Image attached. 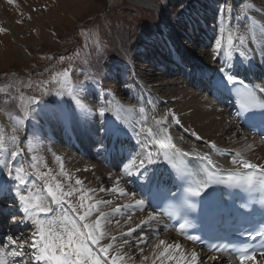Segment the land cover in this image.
<instances>
[{
  "label": "snow or ice",
  "instance_id": "6c2138e0",
  "mask_svg": "<svg viewBox=\"0 0 264 264\" xmlns=\"http://www.w3.org/2000/svg\"><path fill=\"white\" fill-rule=\"evenodd\" d=\"M11 2V0H10ZM227 0H225L226 4ZM221 4L218 7L217 16L224 17L230 13L231 9ZM239 21L237 20L236 23ZM192 36L189 41L195 39L196 25L199 20L191 18ZM231 23V21H230ZM220 21L218 35L213 37V43L206 47L211 48L213 58L219 63V57L222 53L235 58L231 63L222 64L215 71L219 74L218 78L209 76L207 73L201 74L202 80H207L209 87L217 93L228 91L234 93L239 103L238 115L247 114V120L253 127H260L264 134V77L257 78V81H249L245 84L244 80L239 79L241 74L250 73L256 66L257 58L264 63V47H260L258 52L247 43L245 34H236L235 30H229L225 37V29ZM188 25H185L187 31ZM216 29H214L215 31ZM6 31L0 28V32ZM253 32V28H249ZM95 52L98 53L97 62L103 60L107 55V48L102 46L99 41L96 42ZM52 60L53 57H46ZM60 61L65 57L61 56ZM110 59H115L111 57ZM74 69L65 68L62 72L55 73L48 81H42L36 85L40 91V96H28L24 99V94H20V106L23 108L19 119L15 121L17 126L6 130L0 126V199L12 197L18 204V211L22 214L19 223L25 228L30 227V235L17 233L6 234L0 239V264H125L126 260L132 257L127 255L126 249L147 247L152 242L150 233L159 235V226L164 222L162 216H171V213L163 209L147 212L145 218L141 219L135 226L133 223V214L136 212H146L147 207L152 206L150 201L144 198H137L138 191L152 193L154 190L159 192L166 187L164 173L160 172L159 166H165L168 178L173 177L175 170L176 179L183 181L188 186L185 189L187 196L199 197L200 202L205 206H211L216 203L217 189L215 185H226L230 188H239L250 194H258V202L264 207V164L252 163L244 159L240 153H235L230 160V164L244 171H234L222 174L217 171L211 156L204 153L202 156L193 151V154L199 160L205 161L206 165L193 173L186 171L187 165L184 157L188 153L181 152L173 142L171 130L168 127L169 120L174 125H180L181 117L172 109L160 118L153 117V126L148 124L147 118L125 123V118L121 112H132L133 109L120 108L113 111L106 103L100 106L99 115L104 117L98 123L95 121L87 122L84 129L87 135L92 139L97 150V155L110 157L118 160V170L122 169L121 176L117 178L110 188H101L100 192H111L117 199H127L129 202L118 205L111 212H105L99 205H112L111 199L98 200L88 193L95 190L88 189L87 193L83 188H76L71 183L67 186L57 177H64L71 181L72 177L65 171L61 156L52 155L60 164V171L56 174L49 169L47 172L40 171L38 158L31 156L30 167L32 172L21 164V159L25 157V143H31V139L23 127L25 121L34 118L36 109L49 111L57 119L67 120L63 106L58 102L55 108L49 109L44 103V96L68 95L74 102L80 106V93L87 94L88 89L93 83H99L93 78L92 82L84 81L79 85H72L70 77ZM112 73H109L111 76ZM62 77V79H61ZM121 83L127 84L124 81ZM11 85L0 88L7 99L8 88ZM28 89L33 88L29 79L26 84ZM142 87V86H141ZM17 92H21L19 88ZM137 104L141 101L134 97ZM151 103V102H149ZM43 105V107H41ZM139 112L143 114L145 107L141 106ZM25 132L23 137L19 134ZM192 136L197 139L201 137L195 131ZM182 140L183 137H180ZM215 148V144L210 145ZM28 152L32 149L29 147ZM51 151V149H49ZM177 157L180 159L177 160ZM131 161V163H127ZM47 167V165H44ZM87 170V169H85ZM34 177V179H30ZM199 177V178H195ZM131 181L136 185L137 190H130L121 186V181ZM36 181H40L37 184ZM83 181L75 179V185H82ZM84 193L79 197L80 204L77 206L72 202L71 197L76 192ZM87 201V203H85ZM95 216V219L91 217ZM113 217H116L113 219ZM120 217H125L124 225L126 230L118 231L113 234L109 227L112 224L121 225ZM167 228V225H164ZM186 225L179 224V231L186 235V238L193 243H200L201 236H194L185 233ZM147 230V231H145ZM242 238L239 246L232 244L231 241L213 243L210 250L214 253L229 252L235 257V264H257L256 258L261 260L259 264H264V219L253 223L250 214L237 210L236 225L234 229ZM259 243H256V241ZM166 242L160 240L155 246L159 249L165 246ZM179 243L167 244L164 250L156 255L152 264H156L159 259L161 264L164 260H175L176 264H203L200 255L193 250L190 258L183 252L179 257H174L169 253V249L180 250ZM115 253V254H113ZM165 253H169L165 257ZM148 257L145 256V260Z\"/></svg>",
  "mask_w": 264,
  "mask_h": 264
},
{
  "label": "rangeland",
  "instance_id": "374dc122",
  "mask_svg": "<svg viewBox=\"0 0 264 264\" xmlns=\"http://www.w3.org/2000/svg\"><path fill=\"white\" fill-rule=\"evenodd\" d=\"M152 1L160 8H145L137 4L135 0H11V2L10 0H0V28L6 30L0 32V88L11 85L7 95L12 97V99H7L3 93H0V112L12 127L17 126L15 121L19 119V115L23 111L20 106V94H24L25 101L28 96H40L36 85L41 84L42 81L50 80L55 73L62 72L71 66L74 69L70 77L72 85H79L86 80L92 82L93 78L95 81H99V83H93L87 94L80 93V106L68 95L43 97L44 103L49 109L57 106L53 101L62 105L67 114V120L57 119L51 112L41 111L40 108H37L34 118L25 121L23 125L31 143L22 145L26 155L21 159V164L27 171L32 172L30 164L31 156L34 155L38 158L40 171L47 172L51 169L52 173L56 174L60 171V164L49 151V149H53L56 155L61 156L65 171L72 177L71 181L64 177L57 178L66 186L71 183L76 188H83L85 193L88 189L84 184L75 185V179L79 177L74 173L75 169L65 163L62 157L63 153L81 156L82 161L85 162V168L87 164L101 166L107 172L99 171L98 176L100 177L95 174L91 175L95 185L91 189L96 190L88 194L92 195L94 199H111L113 201L112 205L105 208V212H111L114 207L125 203L122 200H114L115 195L111 192L99 191L101 188L107 189L113 186L115 180L111 182L109 180L114 175L115 179L120 177L122 169L118 170L119 161L115 165L106 164L104 156L97 155L96 147L87 135L84 125L87 122L98 123L103 120L104 117L99 115V110L100 106L106 103L113 111L120 108L133 109L132 112L120 113L125 118V123L135 122L145 117L147 120L150 117L158 118L155 109L160 106L165 108L174 101V96L170 95L169 91L163 96L156 85L162 83V85L170 87L177 80L185 79V75L190 76L191 74H188L187 70L193 71L194 66L200 65L203 69L209 65H215L216 62L211 59L212 50L206 46L213 43L212 38L218 35L220 21L223 22L222 26L225 29L226 37L227 32L232 30L230 21L240 25L236 21L238 18H241L238 21L247 18L249 11L246 5L251 2V0H227L225 4V0ZM221 4H225L226 9L230 8L231 12L218 18V7ZM254 6L255 9L251 10L252 14L260 16V19L264 21V11L257 5L254 4ZM178 16L180 19L176 20ZM192 17L199 20V24L195 26L197 29L195 36L198 34L201 36L196 37L194 44L190 45L188 37L193 35ZM248 23L250 24V22ZM185 25H188L187 31ZM250 25L264 33V23L259 26ZM214 29L216 30L214 31ZM97 41L107 48V55L99 62H97L98 53L94 50ZM194 53L206 56L202 57V65L195 64L189 67L188 63L193 58L189 56ZM61 56L65 57L64 61H60ZM46 57L54 59L49 60ZM111 57H115V59H110ZM206 57L211 58L208 60ZM234 58L235 54L230 57L226 53H222L220 62L215 65V70L222 64L231 63ZM256 67H262L259 57ZM177 70L178 72H176ZM110 72L111 76H109ZM12 74H15V80L11 83L6 82ZM218 75L217 72L213 74L217 78ZM254 75L256 74H252L251 77ZM258 76L263 77L264 75L258 74ZM29 79L33 84L32 89L26 87ZM121 81H124L127 87ZM17 88L21 92H17ZM178 88L180 92L196 90L192 89L188 82L185 86L181 85ZM200 92L205 98L213 99L219 107L225 106L217 101L216 92L215 96L208 89ZM124 94H128V96ZM134 97H138L141 103L137 104ZM141 106L145 107L143 114L139 112ZM227 113L231 116L229 111ZM149 114L151 116L148 117ZM171 124L173 140L180 143L177 125ZM25 132L19 134L23 137ZM228 132L237 135L238 138L243 136L245 140L256 139L251 135L240 134L243 131L235 126ZM219 136L224 137V135ZM256 142L258 144L257 140ZM248 143L251 142L247 141L245 144L248 145ZM183 145L188 144L183 143ZM259 146L264 149V143H259ZM29 147L32 149L31 152L27 151ZM210 150L209 155L223 163L224 160L217 157L218 148L210 147ZM255 157L258 156L255 154L244 159L254 160ZM127 163L130 164L131 161ZM45 164L47 167L44 166ZM78 173L81 172L78 170ZM30 179H34V177ZM36 183L40 184L41 182L36 181ZM121 186L124 185L121 183ZM82 194L84 193L78 191L71 197L72 202L77 206L80 204L79 197ZM11 205L12 207L7 210L8 214H11L14 219L20 220L22 214L18 211V204L13 201ZM12 217L9 218L5 229L10 226ZM91 219L94 220L95 216ZM133 219L140 218L133 216ZM28 230L29 228L20 225L16 231L20 234L22 231L28 232ZM162 232L166 233L167 231L163 230ZM162 232L161 235L160 232L159 235L150 233L153 236L150 244L159 241L163 235ZM142 248H144V254L145 247L142 246ZM133 249L137 250L134 251L133 256L130 255L134 258L138 256V253H141V248ZM136 264H140V262L138 261Z\"/></svg>",
  "mask_w": 264,
  "mask_h": 264
},
{
  "label": "bare ground",
  "instance_id": "6f19581e",
  "mask_svg": "<svg viewBox=\"0 0 264 264\" xmlns=\"http://www.w3.org/2000/svg\"><path fill=\"white\" fill-rule=\"evenodd\" d=\"M109 1H114V0H109ZM135 2L137 4H139L140 6H143L145 8H149V9L160 8L152 0H135ZM254 4L257 5V7H259L261 10L264 11V0H251V2H248V4L246 5L247 10L249 11L247 18H245L242 21H239L238 24H240V25H236L235 23H230V24H231V29L235 30L237 35L245 34L247 36V43L249 44V46L252 45V47L255 48L258 52L260 47H264V33L261 32L260 29L254 27V26H251L250 24H254V25L259 26V25L263 24L264 21L262 19H260V16L252 14V11L255 9ZM179 19H180V16H178L176 18V20H179ZM240 19L238 18V20H240ZM248 22H250V24ZM250 27L253 28V32H251V33L249 32ZM200 36L201 35L198 34L195 36V38L200 37ZM188 42H190V45H193L195 42V39L193 41L188 40ZM149 52L151 53L152 50L150 49ZM195 53L193 55L189 56L191 58L193 57L192 61L190 62L191 65L189 64V67L192 65L194 66L195 64H201L202 57L206 56L205 54L204 55H197ZM221 55H220L219 59H221ZM206 58L209 60L211 57L210 58L206 57ZM211 59L217 63V60L214 59L213 56ZM216 63H215V65H216ZM215 65H212V66L209 65L208 69L205 72H208L209 69H212V74H213L215 72V67H216ZM193 68L196 70V68H198V66H194ZM253 69L256 70L257 74L261 75V72H262V75H264V63H262L261 68L253 67ZM176 72H178V70ZM182 77H183V75H182ZM8 79L6 80L7 82H8ZM185 79L187 80V82L190 84V87L192 88V75H190V76L185 75ZM185 79L177 80V82H174V84L172 83L173 85L171 84L170 87H167L166 85H162V83H160V85H156V86H158L157 87L158 91L163 96L167 91H169L170 95L174 96L173 97L174 101L172 103H169L165 107L166 109L163 106L162 107L160 106V108L157 107L155 109V114L157 116H159L158 118H160L161 116H163L167 112L168 109L178 111L176 114L179 117H181V123H180V125H177L178 140H180V144L178 142L177 145L182 146L184 149L190 148L192 151L195 150L200 155H203L204 153L210 154L211 153L210 145L215 144L216 147L214 149L218 148V150L216 151L217 157H220V159H222L224 161L222 163V162H219V161L213 159L212 157L211 158H212L214 164H219L221 166H231V167L234 166V165L230 164V160L234 157L235 153H240L243 158L251 157V156L256 154L258 157H255L254 160H250V161L252 163H256V164H264V149L259 146V143H264V142L257 137H256V139L252 138L251 136H253V135L247 133L245 130H243L241 128V126H239V124L235 118V114H233V115L231 114V116H230L227 113V111H229V110H230L229 112H232L233 106L231 107V102H233V104H234V99L232 97H229L228 93L223 94V96H225L223 98H225V103H226L225 105L226 106L221 108L218 106V104L215 103V101L213 99L205 98V96H203V94H201L200 90H198V91L197 90H186V92H183V91L180 92L178 87H180L181 85L185 86V84L187 83ZM205 82H207V80H205ZM194 88L195 87H193L192 89H194ZM181 90H184V89H181ZM124 95L128 96V94H124ZM171 98H170V101H171ZM150 114L148 115V117L151 116ZM171 123H172L171 120H169L168 127L170 128V130L172 127ZM148 124L150 126L154 127L153 119L151 117L148 120ZM0 126H2L3 128H5L6 130H9V131L12 128V125H10L8 123V120L6 119V117L4 115L1 114V112H0ZM233 126L239 128L240 130L243 131L240 134H242L244 136L251 135L250 137L253 140L252 139L245 140L243 138V136L242 137L239 136V138H238L237 135L230 134L231 132L229 133L228 130L230 128H232ZM193 131L197 132L201 138L197 139L195 136H192ZM219 135H224V137L221 138ZM180 137H183V139L181 140ZM235 140H236V143H235ZM256 140L258 141V144H257ZM247 141H250L251 143H248V145H246L245 143ZM173 142L175 143V140H173ZM183 143H186L189 146L188 145L185 146V145H183ZM221 146L224 148H222ZM51 152L53 153L54 150L52 149ZM63 154H64V156L62 155V157L64 158L65 163L69 167L72 166L75 169L74 173L78 175L77 177H79V179L81 181H83V184L85 185V187L87 189H91L92 186L94 185V181L92 180L91 175L94 176V174H95V176H98L99 171H102V170L107 172L106 169L102 168L101 166H98L97 164L96 165L87 164V167L85 168V165H84L85 162H83L81 156H78L77 154H65V153H63ZM226 161H227V163H225ZM85 169H87V170H85ZM78 170L81 173H78ZM75 174H74V176H76ZM98 177H100V176H98ZM117 178H119V176ZM116 179H115V175H114V177L111 178L109 181L111 182V181H114ZM121 183L126 188H128L130 190H137L136 185L134 183H132L131 181H128L127 183H125V181L123 182V180H122ZM95 195H96V192H95ZM140 195L141 194L138 191L137 198H143V196H140ZM114 200H116V201L122 200L125 203L129 202L127 199H117L116 196H114ZM12 201H14V199H12ZM99 207L102 210L106 211L105 208L109 207V205L101 204V205H99ZM147 212H151L149 207H147L146 212H144L143 214L139 211L134 213L133 214L134 218H135V216L136 217L138 216V218H140V219H138L139 221L133 219V223L130 226H135L136 223H139L141 219L146 217ZM115 218L116 217H114L113 219H115ZM124 219H125V217H120L121 225L117 226L115 224H112L109 227V230L113 234L118 233V231H120V230H126L127 226L124 225ZM20 225L21 224H19V226ZM21 226H23V225H21ZM163 226H164V223L159 226L160 235H161V232L163 231V229H162ZM11 227L12 226H10L9 230L0 229V239H3L6 234H10V233H17L18 234L16 229L11 228ZM28 228H29L28 232L22 231L20 234L30 235L31 228L30 227H28ZM145 231H147V230H145ZM166 231H167L166 233L162 232L163 235L161 236L159 241L164 240L166 242L165 246L167 244H171L174 242L179 243L182 246L180 250L169 249V253H171L174 257H179L180 252L183 251L190 258V254L195 247L191 243L182 240L179 237V235H177L174 232L173 229L167 227ZM149 235L152 236L151 234H149ZM152 238H153V236H152ZM159 241L148 245L147 248L145 247V253L143 254V256H141V254L138 253V256H140V258H138V256H136L134 258L132 257L131 260H126L125 264H136V263H138V261L140 262V264H152V261L154 259H156V256L153 255V252L155 251L156 255L158 256L159 253L162 252L164 250V247H165V246H161L159 249H156L155 246L157 244H159ZM143 250H144V248H143ZM134 251H137V250L133 249V248L126 249L128 256L132 255L134 253ZM195 251L202 258L203 264H226L223 260H221V261L220 260H212V261L207 260V261H205V259L207 258L205 253L198 252L196 250V248H195ZM169 253H165V257H167L169 255ZM113 254H115V253H113ZM145 256L148 257L147 260H145ZM156 264H161V261L159 259H157ZM164 264H176V261L165 259Z\"/></svg>",
  "mask_w": 264,
  "mask_h": 264
},
{
  "label": "water",
  "instance_id": "95a60500",
  "mask_svg": "<svg viewBox=\"0 0 264 264\" xmlns=\"http://www.w3.org/2000/svg\"><path fill=\"white\" fill-rule=\"evenodd\" d=\"M14 76H11L9 79H8V82L13 80ZM7 82V81H6Z\"/></svg>",
  "mask_w": 264,
  "mask_h": 264
}]
</instances>
